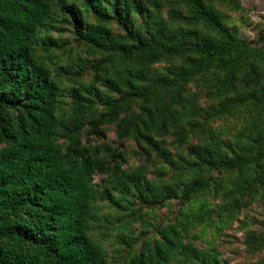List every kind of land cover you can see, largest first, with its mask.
<instances>
[{
    "label": "trees",
    "instance_id": "obj_1",
    "mask_svg": "<svg viewBox=\"0 0 264 264\" xmlns=\"http://www.w3.org/2000/svg\"><path fill=\"white\" fill-rule=\"evenodd\" d=\"M245 11L0 0V264H231L204 237L236 222L238 264H264V29L242 38Z\"/></svg>",
    "mask_w": 264,
    "mask_h": 264
},
{
    "label": "rangeland",
    "instance_id": "obj_2",
    "mask_svg": "<svg viewBox=\"0 0 264 264\" xmlns=\"http://www.w3.org/2000/svg\"><path fill=\"white\" fill-rule=\"evenodd\" d=\"M242 4L246 8L245 17L246 21L241 26V37L247 40H254L257 37V34L264 29V0H242ZM232 20L236 22L239 21V14L231 13ZM230 133L234 132V128H230ZM115 129H108L107 134L109 139L115 137ZM128 144L132 145V142H128ZM159 165V163H157ZM98 178L100 176H97ZM175 203L171 205L173 207ZM105 210L108 209V206L104 208ZM170 209V208H169ZM169 209L165 208L162 210H157L151 213L149 219L152 224H158L159 222H164L166 218L169 216ZM155 218V219H153ZM237 222L234 223L232 226L228 227L226 233H219L215 230H209L207 235L204 237L205 239H216L217 244L220 246L222 258L227 260L231 264H238L241 260L244 259L245 256V249L241 243L242 238V231L237 230ZM136 229L139 232L141 230L139 224L136 225ZM154 232V227H151L150 232L148 235H152ZM113 233V232H112ZM128 235V233H125ZM114 234L107 235L104 239V243L108 248L109 253V260L113 262L115 258L119 257V252L122 251L125 254L128 251V248L122 245L120 239H116ZM145 238V237H144ZM135 240V245L138 247L141 245L143 239ZM200 246H204L203 243H200Z\"/></svg>",
    "mask_w": 264,
    "mask_h": 264
}]
</instances>
